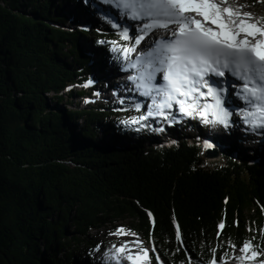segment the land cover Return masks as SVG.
<instances>
[{"label":"trees","instance_id":"16d2710c","mask_svg":"<svg viewBox=\"0 0 264 264\" xmlns=\"http://www.w3.org/2000/svg\"><path fill=\"white\" fill-rule=\"evenodd\" d=\"M58 3L0 0V264H94L97 232L116 223L154 247L151 264H206L212 248L219 263L229 240L237 254L244 240L264 250V148L240 156L226 138L232 148L209 161L183 128L160 146L144 145L156 141L146 127L123 142L133 134L104 124L123 105L71 102L90 89L79 38L117 61L113 27L64 29Z\"/></svg>","mask_w":264,"mask_h":264},{"label":"snow or ice","instance_id":"6c2138e0","mask_svg":"<svg viewBox=\"0 0 264 264\" xmlns=\"http://www.w3.org/2000/svg\"><path fill=\"white\" fill-rule=\"evenodd\" d=\"M112 3L132 20L143 21L142 27L131 35L124 26L119 35L122 40L133 43L119 44L113 40L111 50L118 52L126 61L136 52L148 35L157 29L169 31L171 38H158L153 46L130 62L129 67L137 74L129 76L135 90L140 95L150 97L151 105L146 114L132 117L127 123L139 124L149 117H160L170 121L167 111L178 106L179 113L185 117L199 119L202 123L220 124L225 128L233 123V101L228 96V87L222 81L212 77L223 78L230 73L240 85H229L238 89L234 93L242 100L246 108H241L239 115L244 124L253 130L264 128V17L257 20L256 14L245 12L247 5L233 6L229 0H104ZM264 3V0H261ZM199 17L200 19H197ZM174 25V28L170 26ZM112 27H121L113 23ZM99 43H104L99 41ZM124 70V69H122ZM157 73L162 74L163 83H156ZM207 77V78H206ZM93 83L92 80L88 81ZM129 91L132 89L129 88ZM211 103H203L207 98ZM123 103V99L120 101ZM137 111L140 104L135 105ZM171 122H178L174 116ZM139 130V129H137ZM163 131V129H159ZM205 147L212 144L205 142ZM220 229L224 224L218 225ZM112 235H128L124 228H117ZM176 239L181 240L177 227ZM136 241L113 245L104 253L109 264H151L148 249L139 247L132 251ZM229 251L219 257V264H264L258 260L264 250H257L251 240H244L238 247L228 241ZM99 250V249H98ZM155 251V249H153ZM217 248L211 249V258L206 264H218ZM157 264L160 257L157 256Z\"/></svg>","mask_w":264,"mask_h":264},{"label":"rangeland","instance_id":"374dc122","mask_svg":"<svg viewBox=\"0 0 264 264\" xmlns=\"http://www.w3.org/2000/svg\"><path fill=\"white\" fill-rule=\"evenodd\" d=\"M57 1L58 0H54V5L56 3H58ZM75 1L76 0H64V1L63 0H59L58 7L60 8V14L62 16H64V17H66L67 19H69V21H67V23H63L61 25L64 29L73 30L74 28L77 27L75 25H80V27L84 28V31H90V35L92 33H94V34L99 35V36L103 35L105 32L108 31L107 27H109L108 25L110 24L109 22H111V21H109V22L105 21L104 18H102V14L99 13L97 11V9L94 10V4H93L94 1L93 0H92L93 3L90 2L89 0H82L83 1L82 5H80V3L79 4H75ZM217 2H219V0H217ZM229 2L234 7L237 6V5H247V7L244 8V11L245 12H252V13L256 14L257 20H259L260 17H264V3H261V0H229ZM65 3H66L67 7H65ZM88 3L90 5H87ZM72 6H74V8L75 7L78 8L82 12L87 13L88 15L92 13L93 18L98 16L99 19L101 20V24H97V25L92 24V26H86L85 23H82L85 20V18L83 19V21L81 19V21L79 20V22L76 21L77 24H74L73 23L74 21L72 19L73 18V15H72L73 11L70 10V7H72ZM80 6H82V7H80ZM80 14H82V13H80ZM103 20H104V22H103ZM111 24H113V23H111ZM120 31H121L120 28H119V30L113 29V33H112L113 36H111V35H105V36H107V40L109 42L113 41V40L121 41L122 39L120 38V35H119ZM79 41H80L81 44L84 45L83 47H84L85 50H87L88 52H92V54L94 55V60L96 59L97 60L96 61L97 64H99V66L103 67V69H107V70L109 68H113L114 69L116 66L119 65L117 63H120V65H121V64H123V62L129 61V60L126 61L120 54H119V56L117 58V61L108 60V58L106 56L107 55L106 51L104 49H97V46L94 43H92V41H90L89 38H87V37L85 38V37L82 36V37L79 38ZM123 43L129 44L130 42H129V40L128 41L123 40ZM138 46H136V48ZM133 55H134V52L131 54L130 58ZM120 61H122V62H120ZM90 75H91V73H90ZM92 76H93V73H92ZM94 80L92 79L93 82H94ZM89 87H92V89H89V92L87 93V95L79 96V97H77L75 99H72V101H71L72 105L78 104V106L83 108V107H87L88 105H91V104H94V103H96V104L97 103H105L106 105L107 104L111 105L112 103L117 102L116 101L117 99H115L114 97H111L109 95L107 96V98H100L99 96H97L98 94H97V92H95V88L93 86V83H91ZM76 88H80V86L77 85ZM132 93H133V91H131L130 95H128V97L126 98L128 100V103L130 104V106H128V107H131L132 105H135V104H140V106H143L145 104H150L151 105L150 101L149 102L147 100H146V102L139 101L136 98L137 96L132 95ZM116 98L120 99L119 97H116ZM135 101H138V103H135ZM211 102L212 101L207 102V103H211ZM150 105L146 106L145 109H143L141 112L132 111L130 108H127L128 111L127 110L126 111L125 110H120V111H117L116 114L110 113L108 115V117L105 119L104 124H105L106 127L110 126L112 128H116L117 129V126L119 125L118 128L121 127V128L126 129L127 131L130 132V134H133V135H132V137H128L127 140L122 138L123 139L122 141L123 142H127V141L128 142H132L133 139H135V135L134 134H141V131H144V130H143V127H141L139 124H131V123H127V122L130 121V119L132 117H139L141 114H146L147 111H148V107ZM51 106L54 107L53 105H51ZM176 107L178 109V106H176ZM177 113L179 114V110H178ZM172 114H173V111H170V121H171ZM181 116L183 117L182 119H181ZM156 118H158V117H149L147 119V121L142 122L144 124V127L148 128L150 130H154V129H157V128L158 129L161 128L166 123L164 120L161 121V122H158L156 120ZM177 120H178V122H176L177 124L180 123V122H185V121L189 120L190 124L193 127L195 126V128H199V127H201L203 125H207V124L202 123L199 119H194V118L190 119V117L189 118L188 117L184 118V116L182 114L179 115ZM212 125H215V124H212ZM222 127H224V126L222 125ZM137 129H139V130H137ZM224 129H226V128L224 127ZM183 133L184 134L192 133L194 135L196 133L198 134V132H195V129H193V130L184 129ZM238 134L242 135L240 132H238ZM254 136H256V135H254ZM249 139L250 138H246L245 139L246 146L242 145V147L244 149H248L247 146H250V147L252 146L251 142L249 141ZM155 140L156 141L147 140L146 142H144V145L146 147L147 146L155 147V146L162 145V141L160 139H155ZM239 145L240 144L238 142H235V146L239 147ZM253 146H255V145H253ZM204 156L209 161L210 160H214V159H216L218 157V151L217 150H212V151L206 150L204 152ZM240 156H241V154H240ZM117 228H121V227H119V223H116L114 231ZM110 232H113V231H110ZM110 232H107V230L103 229L100 232H97V235H96L97 238H99L100 240L104 241V243H106L105 249L103 250V252L101 254H99V257L101 255H103V258H102V261H100V264H103V263L104 264H109V261L104 256V253L107 252L109 249H111L113 245H119L120 243H123V242L136 241L137 244L135 246H132V251L133 252L137 251L139 247H143L145 249H148L149 254L154 252L153 251L154 247L152 245H150L149 243H146L145 241L136 239L135 236H131V235H112V234H110ZM83 260L84 259L81 257V258H77L76 261H77V263H79V262H82ZM126 262H127L126 260H122V264L123 263L126 264ZM97 263L98 262H96V264ZM113 264H114V262H113ZM228 264H235V262L231 260L230 262H228Z\"/></svg>","mask_w":264,"mask_h":264},{"label":"bare ground","instance_id":"6f19581e","mask_svg":"<svg viewBox=\"0 0 264 264\" xmlns=\"http://www.w3.org/2000/svg\"><path fill=\"white\" fill-rule=\"evenodd\" d=\"M89 1L92 2V0H89ZM93 1H94V3L93 2L92 3L94 4V10H95L96 6H99L102 9V11H101L102 18H104L105 21H108V22L111 21V22H109L110 24L116 23V24L121 26V27H116V29L120 28L122 30V27H124V26L128 27L130 36L135 34L138 31V29L140 27H142V25L144 23L143 21L132 20V19L128 18L127 15H122L120 13V10L116 9L112 3H105L104 0H93ZM88 5H90V4H88ZM65 7H67L66 3H65ZM80 7H82V6H80ZM70 10L74 11L72 13L73 17L78 16V17H80V19H82V21L85 18V20L82 23H85L86 26H92V24H94V25L101 24V20L99 19V17L97 16V17L93 18L92 13L88 15L87 13L80 11L78 8L75 9L74 6L70 7ZM80 13H82V14H80ZM104 20H103V22H104ZM68 21H69V19H68ZM144 48H146V47L143 45L140 46L137 49V52L138 51L143 52L142 49H144ZM140 54H141L140 52L137 53L136 57ZM136 57H133L132 59H130L127 62H123V64H121V65H120V63H117L119 65L116 66L114 69L109 68L107 70V69H103V67H101V66L99 67V70H98V68L93 69V71H91V74L93 73V80L95 79L93 82V86L95 88V92H97V94H98L97 96H99L100 98H107L108 95L111 97H114V98H116L118 96H123L126 99L128 97V95H130V92L133 91L132 95L137 96L136 98L139 101H144V102H146V100L149 101L151 98L140 95V93L137 90H135L133 82L128 80L129 76H133V75L137 74L136 69L129 67V63L135 62ZM120 62H122V61H120ZM122 69H124V70H122ZM156 83L161 84L160 80L158 79V75H157ZM229 85L230 84H228V85L223 84V86L228 87V96L233 101V104L231 106L226 104L225 106L230 107V110H233V116H232L233 123L229 124V127H231V128L228 131L226 138L228 139V142L231 144L235 145V142H238L240 144L241 148L244 149L242 147V145L246 146L245 140H244V138L246 136L244 134L239 135L238 132L241 130H245L246 126L248 127L249 125H246L243 123V121L241 120V117L239 115V111L241 108H246L247 105H245V103L242 100H240L237 96L234 95L235 90L232 89ZM129 88H131L132 90L129 91L128 90ZM210 101H211V98L210 97L207 98L206 102H210ZM150 102L152 103V100H150ZM135 103H138V101H135ZM200 103L202 105L203 103H205V100L201 99ZM172 111H173L172 116H174L176 118H178L179 115L181 114V113H179V114L177 113L178 109H177L175 104L173 105ZM216 125L217 124L212 125V127H215ZM258 130H259L258 137L261 135L264 137V128H258ZM126 264H128V263L126 262Z\"/></svg>","mask_w":264,"mask_h":264},{"label":"water","instance_id":"95a60500","mask_svg":"<svg viewBox=\"0 0 264 264\" xmlns=\"http://www.w3.org/2000/svg\"><path fill=\"white\" fill-rule=\"evenodd\" d=\"M205 157V156H204Z\"/></svg>","mask_w":264,"mask_h":264}]
</instances>
